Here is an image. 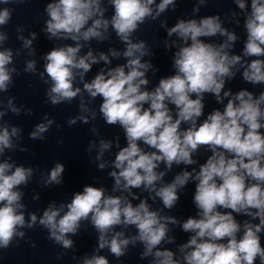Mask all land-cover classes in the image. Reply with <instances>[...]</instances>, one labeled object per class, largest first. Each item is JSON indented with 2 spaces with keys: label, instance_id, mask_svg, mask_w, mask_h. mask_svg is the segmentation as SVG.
Wrapping results in <instances>:
<instances>
[{
  "label": "clouds",
  "instance_id": "obj_1",
  "mask_svg": "<svg viewBox=\"0 0 264 264\" xmlns=\"http://www.w3.org/2000/svg\"><path fill=\"white\" fill-rule=\"evenodd\" d=\"M23 2L0 0L2 4ZM234 2L241 10L247 8L246 0ZM108 3L114 9L111 19L105 18L107 9L102 7V0H58L47 5L50 19L45 30L49 38L76 42L75 46L54 48L44 57L47 63L39 77L47 84L46 73L51 81V86L46 89L47 102L53 106L71 103L81 94V88L74 87L77 74L83 82L93 64L110 63L109 55L103 52L98 57L91 50L83 56L79 53L84 46L81 40H106L111 26L126 48L122 53L109 49V53L112 57L123 55L127 63L106 73L101 71L91 82H83V90L90 98L102 97L99 111L103 119L108 125L119 124L126 136L127 146L118 151L112 162L118 171L109 173L114 178L113 192L127 191L133 199H138L131 189L143 187L154 193L153 201L159 198L164 209L171 210L180 200L178 190L189 180H195L194 204L199 210V218L189 217L182 223L183 231L193 234L178 249L184 264H255L257 258L264 264V247H261L259 235L264 231V133L261 132L264 129V108L261 107L264 92L254 97L252 92L241 90L228 100L223 111L214 110L202 123H197L203 115L205 93L214 94L218 102L232 96L230 91H224L222 97L221 92L225 78L231 79L235 75L233 68L236 65L244 68L242 75L246 82L264 84V59H252L250 63L242 64L240 55H230L237 35L222 27L218 15L206 16L199 21L181 19L167 29L169 37L175 34L183 42L174 55L176 74L160 79L158 86L148 91L146 73L152 65L142 62V57L148 55L149 50L144 41L134 43L132 36L149 18L156 20L170 5L175 8L176 0H161L155 11L152 5L156 0H108ZM205 3L206 0H199V5ZM199 5L194 11H199ZM13 11L0 9V26L9 22ZM161 26H165L163 22ZM244 28L247 39L243 55L264 57V0H251V11L245 17ZM218 34L226 37L218 45L201 39ZM31 36L32 39L18 37L23 41V47L30 49V55L34 54L31 45L36 34ZM6 39L0 32V42ZM9 65H13L12 51H0V93L9 91L14 83L13 74L19 75L17 68ZM23 71L36 74V61L27 60ZM14 99L9 97L6 104L0 99V249H8L13 241L23 239L26 235L23 229H34L39 225L47 229L49 240L70 250L74 241L69 235L75 236L81 229V222L86 221L99 234L98 250L107 247L117 259L126 255L130 244L135 246L140 242L144 246L141 258L152 256V264H181L174 258L173 251L158 247L162 242H174L168 236V225L179 221L161 215L160 210H151L146 199L134 206L126 196L105 195L103 187L85 186L82 192L74 194L70 203L59 207L52 203L41 216L28 213L26 220L22 188L29 184L35 170L18 165L11 156H6L10 151H27L19 144L22 129L3 120L8 112L16 116L21 114L23 105L15 106ZM169 105L175 106V117ZM79 107L82 113L91 112L83 98ZM27 113L31 114V110ZM95 115L91 112L93 119ZM78 120L89 123L88 116L80 115L69 119L68 125H75ZM54 123L45 116V122L37 124L29 138L44 140V133ZM182 124L187 128L182 130ZM139 142L155 151H145ZM201 146L210 148L212 154L200 165L198 172L195 169L183 171L171 183L157 186L166 174L157 171L160 163L168 170L173 164H195L193 154ZM95 147V143H90L88 151ZM110 147L111 142L101 140L96 158L101 159ZM106 166L104 162L98 165L100 169ZM64 172L65 166L57 163L46 177L41 176V181L45 186L60 185ZM33 198L38 199V196ZM232 213L258 218L259 223L252 224L248 220L238 223ZM116 226H135L138 235L129 237L123 231L113 232ZM242 228L243 234L238 238ZM83 264H109V260L94 254L85 256Z\"/></svg>",
  "mask_w": 264,
  "mask_h": 264
},
{
  "label": "water",
  "instance_id": "obj_2",
  "mask_svg": "<svg viewBox=\"0 0 264 264\" xmlns=\"http://www.w3.org/2000/svg\"><path fill=\"white\" fill-rule=\"evenodd\" d=\"M54 2H58V0H24L23 3L19 4L0 3V9H14L9 22L4 26H0V32L7 37L6 40L0 42V51L5 49L12 51L13 65H9V67L15 66L19 72V75L13 74V85L8 92L0 93V99H3L6 104L9 97H15L14 105L17 107L23 105L19 116L8 112L3 117V120L22 129V140L19 144L27 149V151L23 152L19 150L6 152V156H11L18 165L32 167L35 170L29 184L22 188L24 192L22 203L26 206L25 219H29L28 213L32 212L36 213L38 217L41 216L43 211L52 203H55L56 207L70 203L74 194L82 192L85 186L103 187L105 195L126 196L134 206L138 205L140 200L146 199L151 206V210H160L161 215L175 217L179 221L178 224L168 225V236L172 237L174 242H162L158 247L173 251L175 253L174 258L184 264L178 249L180 245L187 243L193 234L184 232L182 223L189 217L199 218V210L194 204L197 182L189 180L183 189L178 190L180 200L171 210L164 209L159 198L153 201L151 196H154V193H149L143 187L131 189V193L137 196L138 199H133L127 191L113 192L114 178L109 173L116 170L113 168L112 162L118 151L127 146L126 136L119 124L108 125L103 119L99 111L102 97L90 98L83 90V82H91L101 71L106 73L112 68L127 63V58L123 57V55L112 57L109 53V49L122 53L126 48V45L116 36L111 26H109L106 34L108 36L106 40L98 41L93 39L87 42L81 40L80 43L84 46L79 53L80 56H83L91 50L93 55L98 57L99 53L103 52L109 55L110 63L105 64L100 61L97 64H93L91 70L84 75L83 82L80 80L79 74H77L74 87L81 88V94L71 103L65 102L53 106L47 102L46 89L51 86V81L46 73L44 74V79L48 81L47 84L41 81L39 77V73L44 71V66L47 63L44 57L54 48L66 45L75 46L76 44L71 39L49 38V34L45 30L46 22L50 19L46 8L49 3ZM160 2L161 0H156V3L152 5L154 11L156 5ZM246 4L247 8L241 10L234 0H206L203 5H199V0H176L175 8L170 5L168 10L162 13L159 18L156 20L149 18L143 25H140L133 34L132 40L134 43L144 41L149 50V54L142 57V62H150L152 65V68L146 73V78L149 80L146 90H154L158 86L160 79L176 74L173 63L174 55L183 42L175 34L169 37L167 29L173 27L181 19L199 21L206 16L218 15L221 19L222 27L228 29V31L235 32L237 35L236 42L229 50L230 55H240L242 64L250 63L252 59H264V57H247L243 55L244 44L247 39L244 20L251 11V0H246ZM198 5L199 11H194ZM102 7L107 9L105 18L111 19L114 9L108 3V0H102ZM162 22L165 26H161ZM90 23L91 21L89 25ZM18 28L21 31L18 32ZM32 33L36 34V38L32 40L31 45V50L34 51V54L30 55V49L24 48L23 41L18 37L22 35L25 39H32ZM201 39L206 43L218 45L223 43L226 37L218 34L215 37H201ZM27 60L36 61V74L23 71ZM233 71L235 75L231 79L225 78V86L221 92L222 97L224 91H230L232 96L224 98L222 102H218L214 94L205 93L203 96V115L197 121L198 124L202 123L214 110L223 111L228 100L241 90L252 92L254 97H258L261 92H264V84L253 85L243 79L244 68L240 64L236 65ZM82 98L91 112H95L94 119L91 117V112L82 113L80 111L79 105ZM192 98L195 99V95ZM169 107L175 117V106L169 105ZM261 107L264 108V105H261ZM28 109L31 110V114L27 113ZM80 115L88 116L89 123L85 124L78 120L75 125H68L69 119ZM45 116L55 121L49 131L44 133L45 139H30V132L37 124L45 122ZM185 128H187V125L182 124L181 129ZM93 129H95V132H93ZM261 132L264 133V129ZM101 140L111 142V147L104 152L101 159H97ZM90 143H95L96 145L91 152L88 151ZM139 143L145 151H155V149L144 145L143 142ZM211 154L210 148L201 146L193 154V159L196 161L195 164H173L171 170H168L164 163H160L157 171H163L166 174L163 181L158 182L157 186L159 187L161 183H171L174 177L183 171L192 172L195 169L198 172L200 165L205 163ZM101 162L107 165L104 169L98 167ZM57 163L65 166V172L62 174V184L45 186L41 181V176L46 177ZM34 196H38V199H34ZM218 210L222 212L231 211L230 209ZM65 211H67L66 208ZM251 211H255V209H251ZM232 214L238 223L243 224L245 220L252 224L259 223L258 218L253 219L242 213ZM23 231L26 232L23 239L13 241V244L8 249H0V264H83L85 256L91 257L94 254L105 256L109 260V264H152L153 260L152 256L141 258L144 246L140 242H137L135 246L130 244L126 255L119 259L114 257L107 247L98 250L99 234L90 222L86 221L81 222V229L75 236L69 235V238L74 241V247L70 250H65L49 240L48 231L42 226L37 225L34 229H23ZM115 231H123L125 236L129 237L138 235L135 226H128L127 228L116 226L113 229V232ZM242 234L243 228L238 233V238ZM259 235L261 237V247H264V231H261ZM33 244H35V247L32 246ZM57 257L60 258L58 259ZM255 264H260L259 258H257Z\"/></svg>",
  "mask_w": 264,
  "mask_h": 264
}]
</instances>
